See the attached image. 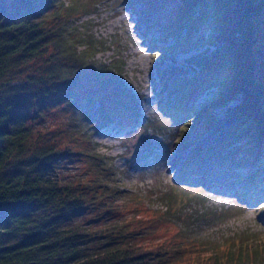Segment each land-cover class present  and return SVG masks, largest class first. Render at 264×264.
Segmentation results:
<instances>
[{
  "label": "rangeland",
  "instance_id": "1",
  "mask_svg": "<svg viewBox=\"0 0 264 264\" xmlns=\"http://www.w3.org/2000/svg\"><path fill=\"white\" fill-rule=\"evenodd\" d=\"M175 1L54 0L55 8L69 7L72 24L86 39L78 51L83 53L90 47L93 58L86 60V66L69 61V79L76 80L69 89L61 84L51 89V97L42 93L47 94L48 84L37 83L46 62H23L16 70L20 75L0 82V99L29 106L33 135H43L45 142L52 140L49 144H59L63 150L72 147L75 153L86 155L89 147L95 149L100 162L108 166L106 178H114L109 189L119 193L103 200L108 208L111 203L113 210L106 214V209H98L97 203V208L87 206L83 213L75 212L64 220V228L81 225L91 229L104 225L107 216L125 227L130 242L155 253L166 248L163 253H170L162 258L174 255L176 264L216 259L220 264H264V198L249 199L251 194L240 184L232 190L235 195L217 182L213 184L216 190L208 185L177 186L182 165L197 153L198 163H204L201 171L212 164L206 161L208 155L220 157L212 152L217 142L227 139L223 128L233 124V112L242 101L241 94L233 98L232 94L240 88L239 73L244 67H238L235 57L227 52L230 32L225 30L231 31V25L219 31L216 17L210 18L183 46H177L175 35L163 42V31L175 22L181 8ZM198 11L194 10L196 16ZM255 24L253 73L264 90V15ZM190 25L184 23L180 34L194 30ZM73 38L78 40L76 34ZM93 64H120L122 74L112 78L110 72H101ZM199 78L204 84L197 89L198 83L193 81ZM182 88L183 95L190 94L186 96L187 103L178 105ZM184 88L189 90L185 92ZM69 91L72 101L58 98L61 92L66 96ZM78 96L83 101L92 96L100 100L95 106L96 114L103 109L97 120L92 110L86 114L87 135L79 132L82 125L77 122L89 105H79ZM262 100L264 103V97ZM38 103L44 104L42 115L38 114ZM161 105L172 110L178 105L185 112L196 108L206 110V114L204 118L187 114L184 119L189 118L185 123L190 121V127L182 128L179 117L167 115ZM76 110L80 111L77 116ZM126 112L134 114L128 118ZM104 116L111 120L103 122V126L99 121ZM207 122L208 127H213L208 128ZM89 160L82 155L64 156L56 163L53 178L75 182L74 188L86 190L82 191L91 199L88 183L93 182L95 172ZM260 185L264 189V183ZM234 198L247 207L238 206Z\"/></svg>",
  "mask_w": 264,
  "mask_h": 264
},
{
  "label": "trees",
  "instance_id": "2",
  "mask_svg": "<svg viewBox=\"0 0 264 264\" xmlns=\"http://www.w3.org/2000/svg\"><path fill=\"white\" fill-rule=\"evenodd\" d=\"M53 2L54 0H0V82L7 78L13 80L14 76L20 75L16 70L23 62H46L37 83L45 86L48 84L45 87L47 94L44 91L42 93L51 97L52 93L48 94L51 89H58L60 84L69 89L76 80L69 79L67 63L86 66V60L93 58L89 53L90 47L86 48V52L78 51L86 39L79 32V27L72 24L69 7L60 10L55 8ZM175 3L181 7L175 13L176 20L181 25L175 20L166 27L163 42L176 38L177 46H183L210 18L216 17L219 31L225 30V25H231V31L225 30L230 32L227 52L235 57L238 67H244L239 73L240 88L232 94V98L241 94L242 101L233 112V124L223 128L227 139L217 142V149L212 152L214 154L216 151L220 157L208 155L210 158L206 161L211 160L212 164L207 165L206 171H201L204 163H198L197 153L196 157L183 164V174L177 186L205 188L208 185L209 189L216 190V185L213 184L217 182L231 190L240 184L244 186V191L247 188V192L251 194L249 199L264 198V189L260 185L264 183V90L253 73L257 31L255 23L264 15V0H176ZM194 10H199L197 16ZM186 22L191 23L194 30L182 35L180 31ZM74 34L77 35V41L73 38ZM173 35L176 37L172 38ZM95 64L92 67L96 66L101 72H110L112 78H118L122 74L120 64ZM202 75L204 76V72ZM196 82L197 89L204 84L201 78L193 81ZM184 89L185 92L189 90ZM179 93L182 95L178 98L180 101L177 100L178 105L187 103L185 99L190 93L183 95V88ZM61 96L67 97V101L73 100L70 91L66 96L63 92L58 94V98ZM93 97L84 101L79 96L77 98L79 105L84 102L91 105L77 122L82 125L79 132H85L86 135V114L92 110L94 119L97 120L101 111L103 113V109L98 114L95 113V106L100 100ZM178 105L173 106V110L161 105V109L167 115L179 117L182 128L190 127V121L185 123L189 118L184 119L188 115L194 118L205 117L206 110L201 112L194 108L192 112H185ZM23 107L0 99V264H176L174 255L162 258L164 254L170 253H163L167 251L166 248L155 253L130 242L125 227L112 221L111 217L106 216L104 225L91 226V229L81 225L64 228V220L75 212L83 213L87 206L96 207L98 204V209H106V214L109 213L113 207L109 203L108 208L103 200L116 196L119 191L109 189L114 178H106L108 166L106 165V169L100 162V155L95 154V149L93 151L89 147L90 153L86 155L75 153L72 147L63 150L59 144H49L52 140L45 142L43 135H33L31 118L27 114L29 106ZM37 107L38 114L42 115L44 104L38 103ZM75 113L77 116L80 111L76 110ZM133 114L126 112L125 116L129 118ZM110 118L104 116L99 122H109ZM212 127L213 124L208 128ZM82 138L84 139L83 136ZM74 155L90 159L89 166L95 172L93 182L88 183L91 199L83 192L86 190L74 188L75 182L53 178L52 173L58 160ZM218 179L223 180L222 183L215 181ZM233 200L238 202V206L247 207L238 199ZM170 250L173 251L172 248ZM260 253L259 251L258 254ZM192 262L189 260L186 264ZM201 264H220V261L216 259Z\"/></svg>",
  "mask_w": 264,
  "mask_h": 264
},
{
  "label": "bare ground",
  "instance_id": "3",
  "mask_svg": "<svg viewBox=\"0 0 264 264\" xmlns=\"http://www.w3.org/2000/svg\"><path fill=\"white\" fill-rule=\"evenodd\" d=\"M183 166V165H182ZM182 168V167H181ZM226 191H228L229 189H225ZM233 189L229 190V192H231L233 195H235L233 192H232Z\"/></svg>",
  "mask_w": 264,
  "mask_h": 264
}]
</instances>
